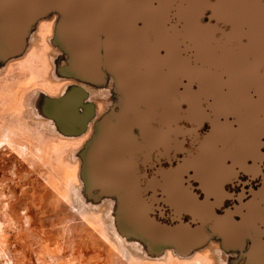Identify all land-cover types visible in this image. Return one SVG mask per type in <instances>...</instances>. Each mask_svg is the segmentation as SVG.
<instances>
[{
	"label": "rangeland",
	"instance_id": "rangeland-1",
	"mask_svg": "<svg viewBox=\"0 0 264 264\" xmlns=\"http://www.w3.org/2000/svg\"><path fill=\"white\" fill-rule=\"evenodd\" d=\"M4 2L18 6L17 0ZM26 2L18 7L24 22L15 46L6 43L0 6V264H264L260 239L252 235L231 247L222 236L218 242L215 227L206 228L205 222L190 246L178 248L157 245L131 226L121 204L122 187L103 184L90 162L98 121L118 114L131 119L137 103L127 99L110 68L107 32L77 22L66 0ZM71 28L87 37L71 45L77 67L62 43ZM175 116L169 145L134 154L144 197L154 203V217L166 223L175 211L157 181L194 157L211 130L208 123L198 128L188 120L185 106ZM261 152L257 172L242 171L228 181L237 180L239 187L225 183L231 200L222 209L234 212L236 200L249 195L252 200L264 186V147ZM190 184L200 197L197 183Z\"/></svg>",
	"mask_w": 264,
	"mask_h": 264
},
{
	"label": "water",
	"instance_id": "water-1",
	"mask_svg": "<svg viewBox=\"0 0 264 264\" xmlns=\"http://www.w3.org/2000/svg\"><path fill=\"white\" fill-rule=\"evenodd\" d=\"M107 1L80 0V4L95 18L88 25L106 30V45L114 47L122 69L138 72L144 79L138 81L150 89L149 97L158 110L154 117L158 124L161 125L160 119L170 109L167 112L173 111L172 129L176 124L175 115L185 106L188 120L211 126L206 139L215 121L232 119L230 115H218L214 111L222 95L251 103L262 101L264 0H121L123 5L113 6V10L106 5ZM119 9L125 12L118 16L115 13ZM22 22L23 19L19 20L18 28ZM200 146L194 157L180 167L165 171L158 179V188L168 193L166 204L174 209L175 215L171 223L157 220L154 203L149 202V212L144 214L151 213L153 222L169 227L218 216L215 209L221 200L216 201L208 194L200 198L190 184L196 182V189L203 191L196 174L187 167L201 152ZM262 147L264 135L259 138V159L257 162L246 160L247 169L255 166V172L259 170ZM233 168L234 172L238 169ZM230 179L221 185L223 197L227 196L223 185ZM151 187L154 190L157 184ZM176 190L187 194L188 199L178 201L174 198ZM139 194L144 196L140 185ZM182 215H188L190 220L184 221Z\"/></svg>",
	"mask_w": 264,
	"mask_h": 264
},
{
	"label": "flooded vegetation",
	"instance_id": "flooded-vegetation-1",
	"mask_svg": "<svg viewBox=\"0 0 264 264\" xmlns=\"http://www.w3.org/2000/svg\"><path fill=\"white\" fill-rule=\"evenodd\" d=\"M147 91H150V89L148 88ZM143 102V99H141V103ZM137 103L133 114H136L138 110L145 111V107L142 104ZM149 103L155 107L151 116L135 118L132 114V118L130 119L131 132L135 138L136 145L130 148V154H127L125 159L127 162L131 163L130 168L136 177L137 172L135 170L137 167V161L134 157V154L136 153L134 151L141 148L169 145L171 135L170 132L173 130L170 127V125H172L170 123L173 119V111L167 112L170 109L166 110L165 117L160 119V125L158 124L157 118H154L155 115L158 114L156 105L153 104L152 101ZM214 111L218 115H230L232 116V119L229 121H215L212 124L211 135L201 143L200 150L202 152L198 153V156L195 158L196 160L193 159L189 164H187V167L194 171V174H196L197 180L203 190L201 191L198 189L200 192V197L204 198L205 194H208L212 195L216 201L221 200L220 206L217 210H222V213L220 212V214L214 218L196 223L202 224V228H204L203 225L205 222L206 228H211V226L215 227L214 232H216V235L219 237L218 242H220V240L222 242V236L224 240H226L227 245L231 247H239L241 245V241H243L245 237L251 235L255 236L257 240L260 239V243L258 245L259 251L262 253V255H264V239L263 237H260L262 211L264 214V186L258 190V193L252 198V200H248L250 195L246 198L241 196L240 201L234 199L236 200V210L234 212L232 211V208L222 209L224 208L225 204L230 202L231 199L223 197L224 193H222L221 190V185L223 184L224 180L229 178L232 179L235 173H239L240 171L255 173L256 167L253 166L247 169L245 162L246 160L257 162L259 159V138L261 135H264V97L262 101L258 103H251L249 101L239 100L235 97L231 98L230 96L228 97L222 95ZM113 121V123H115V120ZM201 125L202 123L196 124L198 128ZM134 129L142 136L141 139L135 135ZM115 146L117 147V144ZM117 153L118 151L115 150L113 156ZM234 158L238 162H236V160L234 161ZM231 159L234 163H232ZM117 162H119V160L117 157H114L112 163L115 165V167L121 165L117 164ZM215 162L219 165L214 164ZM226 162H229L230 165L226 166L224 164ZM191 163H193V165ZM203 164L204 166H202ZM235 166L238 167L236 172H234L233 168ZM235 181L237 180H234V183L231 184L239 187V184H237ZM226 184L228 186L231 185L229 182ZM226 184L223 185L224 191ZM174 196L178 201L188 199L187 194L178 190H176ZM211 200H213V198H211ZM251 202L253 203L249 204ZM224 210L226 211L225 214H223ZM237 211L240 212V214H235ZM228 213L234 214V216L231 218L229 217ZM240 215H242L241 221L239 220Z\"/></svg>",
	"mask_w": 264,
	"mask_h": 264
},
{
	"label": "bare ground",
	"instance_id": "bare-ground-1",
	"mask_svg": "<svg viewBox=\"0 0 264 264\" xmlns=\"http://www.w3.org/2000/svg\"><path fill=\"white\" fill-rule=\"evenodd\" d=\"M66 1L70 5L72 13L76 15L75 18L77 22L88 25L93 21V19L95 20L94 16L86 13L83 10V5L81 6L80 0ZM26 3V0H17L18 6L15 7L10 5L9 3H5L4 0H0V6L2 7V11L5 15V33L7 36L6 43L11 46H15L16 37L18 38L21 26L24 22L23 21L22 25L18 28L19 20L24 19V17L19 14L18 7L25 6ZM86 38L87 37L85 36L83 31L71 28L70 34L68 36V42L67 37L62 41L66 51L70 52L72 57L71 62L75 67H77V65L73 60L74 52L71 45L75 41L76 43L85 42L87 40ZM106 48L111 69L118 79L127 99H129L131 102L137 101L139 104H142L145 107V111L138 110L136 114H133V116L135 118L151 116L154 112L155 107H153L152 104L149 103L151 101V97H149L150 91H147L148 86H146L144 82H142V85L138 81V79H140V81H144V79L139 77L138 72L131 73L123 70L119 63L118 55L114 53V47L110 46L108 43L106 45ZM141 99H143V103H141ZM68 102L69 100L67 99L63 100V106L66 107L68 105ZM113 120H115V123H113ZM93 143L94 144L91 151L92 157L90 162L94 167L96 166V169L100 172V177L98 176V178L102 177L100 180L103 184L116 182L122 187V208L128 215L129 223L137 232L141 233L142 235H146L150 241H154V243L157 245H170L171 247L177 246L178 248L190 246L189 241L192 238H195L197 233L201 235V231L203 230V228L197 223L196 227H194L195 225H191V223L189 222H183L181 223V225L178 223L172 224L167 227L165 225H162L161 223H158L157 221L153 222L151 213H149L148 215L144 214L146 211L149 212V210H147L149 208V201L145 200L144 196H140L139 185L137 183L138 178L134 175V172L130 168L131 163L127 162L125 159L126 155L130 154V148L136 145L135 138L133 137V134L131 132L130 117L127 114H118L115 118H110L107 116L102 117L98 121L96 136L93 139ZM116 144L117 147L115 146ZM115 150H117L118 153L113 156ZM114 157H117V159L119 160L117 164H121L118 167H115V165L112 163ZM235 160L236 159L234 158V161ZM236 162L238 161L236 160ZM232 163H234L233 160ZM191 164L193 165V163ZM214 164L217 163L215 162ZM202 166H204V164ZM92 173H95V168L92 170ZM253 202L249 204H252Z\"/></svg>",
	"mask_w": 264,
	"mask_h": 264
}]
</instances>
